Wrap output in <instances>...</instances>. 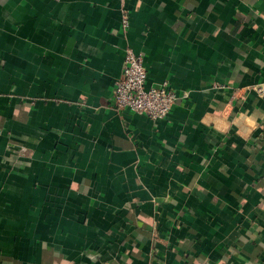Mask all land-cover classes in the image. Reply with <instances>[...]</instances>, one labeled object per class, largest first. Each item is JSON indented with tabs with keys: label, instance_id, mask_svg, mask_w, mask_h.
Masks as SVG:
<instances>
[{
	"label": "crops",
	"instance_id": "0c3cea01",
	"mask_svg": "<svg viewBox=\"0 0 264 264\" xmlns=\"http://www.w3.org/2000/svg\"><path fill=\"white\" fill-rule=\"evenodd\" d=\"M0 264H264V0H0Z\"/></svg>",
	"mask_w": 264,
	"mask_h": 264
},
{
	"label": "built area",
	"instance_id": "2783aa9c",
	"mask_svg": "<svg viewBox=\"0 0 264 264\" xmlns=\"http://www.w3.org/2000/svg\"><path fill=\"white\" fill-rule=\"evenodd\" d=\"M121 23L123 27L127 26L128 20L125 15L122 16ZM146 78L142 52L130 47L125 48L122 71L115 81L111 97L115 111L130 110L137 114H145L155 121L167 116L177 95L169 87L168 81L146 86ZM262 91L263 89L259 88V92ZM26 150V146L23 145L8 146V151L16 158L22 156Z\"/></svg>",
	"mask_w": 264,
	"mask_h": 264
}]
</instances>
